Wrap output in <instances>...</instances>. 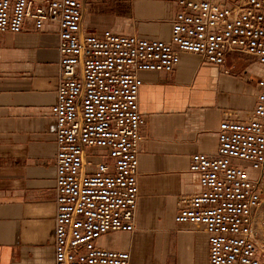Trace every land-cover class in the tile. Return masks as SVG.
<instances>
[{
    "label": "built area",
    "instance_id": "1",
    "mask_svg": "<svg viewBox=\"0 0 264 264\" xmlns=\"http://www.w3.org/2000/svg\"><path fill=\"white\" fill-rule=\"evenodd\" d=\"M83 3L0 0V39L22 33L28 19L35 32H44L46 23L57 26V100L50 109L57 145L54 264H132L129 252L99 241L136 231L146 124L140 73H172L183 53L218 66L232 53L253 57L259 92L245 117L222 121L215 157L193 155L190 172L199 191L181 197L174 221L204 229L208 264H264L257 231L264 201V0H177L170 42L111 31L86 35Z\"/></svg>",
    "mask_w": 264,
    "mask_h": 264
},
{
    "label": "crops",
    "instance_id": "2",
    "mask_svg": "<svg viewBox=\"0 0 264 264\" xmlns=\"http://www.w3.org/2000/svg\"><path fill=\"white\" fill-rule=\"evenodd\" d=\"M177 12V0H84L82 29L170 42ZM58 45L56 24L35 32L30 19L0 39V264H54ZM259 71L245 54L218 66L183 53L172 73H140L136 231L109 233L102 247L129 252L132 264H208L204 229L174 219L181 197L199 191L193 155L215 157L222 121L254 109Z\"/></svg>",
    "mask_w": 264,
    "mask_h": 264
},
{
    "label": "rangeland",
    "instance_id": "3",
    "mask_svg": "<svg viewBox=\"0 0 264 264\" xmlns=\"http://www.w3.org/2000/svg\"><path fill=\"white\" fill-rule=\"evenodd\" d=\"M88 159H89V161H92V162H98L99 161V158L95 157V156H90ZM249 175L251 178L256 177V174L253 170L249 171ZM257 231L259 234L260 242H262V244H264V201L262 203L261 208L259 209V211L257 213Z\"/></svg>",
    "mask_w": 264,
    "mask_h": 264
}]
</instances>
